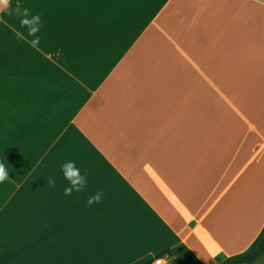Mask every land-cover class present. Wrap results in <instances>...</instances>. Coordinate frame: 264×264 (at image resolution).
Segmentation results:
<instances>
[{
	"label": "crops",
	"instance_id": "0c3cea01",
	"mask_svg": "<svg viewBox=\"0 0 264 264\" xmlns=\"http://www.w3.org/2000/svg\"><path fill=\"white\" fill-rule=\"evenodd\" d=\"M9 4L0 264H220L245 252L264 227V0ZM18 4L41 15L36 48L15 35L32 39L9 15ZM68 161L87 185L65 196Z\"/></svg>",
	"mask_w": 264,
	"mask_h": 264
},
{
	"label": "clouds",
	"instance_id": "9594fccd",
	"mask_svg": "<svg viewBox=\"0 0 264 264\" xmlns=\"http://www.w3.org/2000/svg\"><path fill=\"white\" fill-rule=\"evenodd\" d=\"M9 0H0V10H9ZM15 14L20 18V27L26 28L28 39L22 32L14 29L15 35L18 39L24 40L30 44L33 48H36L40 44V37L38 35L41 27V15L32 14L31 9L28 7H22L19 4L12 10L9 11V15ZM61 171L64 179L67 181V186L64 188V195L70 196L72 193L82 191L87 185L86 175H82L80 170L76 167L74 161L65 162ZM9 178L8 171L3 164H0V183H3ZM49 187H55L56 180L53 177H49L47 180ZM103 196L102 192H97L94 196L90 197L87 201L88 206L97 204L101 201ZM156 264H164L163 260H157Z\"/></svg>",
	"mask_w": 264,
	"mask_h": 264
},
{
	"label": "trees",
	"instance_id": "16d2710c",
	"mask_svg": "<svg viewBox=\"0 0 264 264\" xmlns=\"http://www.w3.org/2000/svg\"><path fill=\"white\" fill-rule=\"evenodd\" d=\"M264 260V227L252 245L243 253L227 258L220 264H258Z\"/></svg>",
	"mask_w": 264,
	"mask_h": 264
},
{
	"label": "built area",
	"instance_id": "2783aa9c",
	"mask_svg": "<svg viewBox=\"0 0 264 264\" xmlns=\"http://www.w3.org/2000/svg\"><path fill=\"white\" fill-rule=\"evenodd\" d=\"M157 260H162V259H156V260L154 261V263H153V264H156V261H157Z\"/></svg>",
	"mask_w": 264,
	"mask_h": 264
},
{
	"label": "rangeland",
	"instance_id": "374dc122",
	"mask_svg": "<svg viewBox=\"0 0 264 264\" xmlns=\"http://www.w3.org/2000/svg\"><path fill=\"white\" fill-rule=\"evenodd\" d=\"M258 264H264V260L262 262L258 263Z\"/></svg>",
	"mask_w": 264,
	"mask_h": 264
}]
</instances>
